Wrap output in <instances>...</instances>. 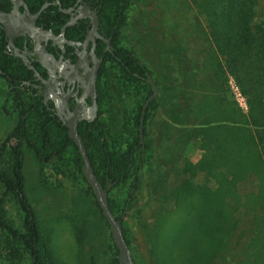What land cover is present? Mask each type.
Wrapping results in <instances>:
<instances>
[{
	"label": "rangeland",
	"instance_id": "rangeland-1",
	"mask_svg": "<svg viewBox=\"0 0 264 264\" xmlns=\"http://www.w3.org/2000/svg\"><path fill=\"white\" fill-rule=\"evenodd\" d=\"M131 1L119 43L150 68L160 98L150 128L155 151L141 163L142 185L127 226L136 260L264 264V140L244 124L257 121L264 133V101H258L245 74L233 73L217 51L213 9L200 11L193 0ZM255 22H264V0L256 4ZM103 88L101 116L108 143L118 150L126 145L143 97L113 63ZM22 98L26 109L31 101L25 93ZM20 118L8 82L0 77V145ZM29 123L35 136L36 114ZM51 132L55 139L62 135L54 127ZM23 150L26 194L54 259L59 264H109L114 252L110 226L72 154L44 164L26 143ZM92 152L100 165L97 144ZM0 166L10 170L9 152ZM134 175L110 193L117 214L125 207ZM5 201L7 218L20 226L16 197L8 194ZM7 251L0 232V264H6Z\"/></svg>",
	"mask_w": 264,
	"mask_h": 264
},
{
	"label": "trees",
	"instance_id": "trees-1",
	"mask_svg": "<svg viewBox=\"0 0 264 264\" xmlns=\"http://www.w3.org/2000/svg\"><path fill=\"white\" fill-rule=\"evenodd\" d=\"M110 1L105 0L106 4ZM193 2L200 11L208 12L211 9L214 10L212 16L215 19L211 23L212 41L217 47V51L225 57L227 65L233 73L237 76L245 74V78L252 82V89L255 88L258 101L263 102L264 22H255V7L258 0H193ZM113 3V21L116 25L115 37L119 42L118 37L123 21L132 1L114 0ZM3 39V36L0 35V51L3 47ZM115 54L113 64L118 68L121 78L127 84L135 86L139 95L143 97L142 101L138 104L136 113L133 115L134 125L126 141V145L118 150L111 149L107 138L106 123L102 116L98 126L96 128L93 127L91 130V124H86L85 121L80 122L79 131L88 147V153L102 185L107 187L111 183L110 193L123 182L127 181L132 173L135 172L125 207L120 214H117L111 198L110 201L115 214L119 218L122 217L123 213H126L123 220V230L132 255L136 260L132 249V241L128 236L127 226L131 214V206L138 196L142 185L140 175L142 169L141 163L147 160L146 154L150 156L155 151L156 141L151 134L150 128L152 114L160 98L157 96L152 99L145 110L143 147L140 126L144 104L153 92L151 84L146 80L148 74L152 76V73L150 68L132 49L118 44ZM8 86L16 108L20 111L21 118L19 123L4 138L0 145V165L4 153L9 152L11 155L10 170L5 171L0 166V184L3 188V195L0 197V232L5 237L6 248L8 250L6 264H59L54 259L43 239L35 209L26 194L23 145L26 143L34 151L36 157L44 164H51L57 158L71 153L75 168L88 186L99 208L100 205L92 187L84 176L82 171L84 163L82 155L79 152L77 144L69 137L67 128L61 125V122L55 121L48 114L45 105L40 99L25 109V102L20 91L13 88L10 82H8ZM98 92V101L102 107L104 104L103 81L99 85ZM34 114L37 115L36 134L35 136H31L29 119ZM52 124H58L62 127L60 130L62 135L58 139L52 136ZM244 124L256 129V132L261 136V140H264V133L260 130L261 126L257 121ZM93 144H97L98 149L101 151L102 161L100 165H97L94 159L92 152ZM8 194H13L16 197L21 208L22 221L20 226L8 219L5 214V198ZM113 248L114 252L109 264H120L118 258L119 250L115 244H113ZM136 262L140 264L137 260Z\"/></svg>",
	"mask_w": 264,
	"mask_h": 264
},
{
	"label": "flooded vegetation",
	"instance_id": "flooded-vegetation-1",
	"mask_svg": "<svg viewBox=\"0 0 264 264\" xmlns=\"http://www.w3.org/2000/svg\"><path fill=\"white\" fill-rule=\"evenodd\" d=\"M111 2L0 0V9L5 13L19 10L6 24L13 43L7 36L5 24L0 23V35L4 38L0 51V66L4 72L0 77L18 89L21 96L27 94L31 104L42 100L48 114L67 130L66 123L77 109L92 117L86 107L92 106L93 98L85 94V88L96 74L99 89L106 68L116 56L120 43L115 37ZM101 109L100 106L98 116L92 120L84 118L80 122L91 124L90 130L96 128ZM51 127L62 129L58 124Z\"/></svg>",
	"mask_w": 264,
	"mask_h": 264
},
{
	"label": "water",
	"instance_id": "water-1",
	"mask_svg": "<svg viewBox=\"0 0 264 264\" xmlns=\"http://www.w3.org/2000/svg\"><path fill=\"white\" fill-rule=\"evenodd\" d=\"M40 12L41 11L37 12L35 14V17H37L40 14ZM18 13H19V10L17 8L15 11H12L10 13H5L4 11L0 9V23H2L3 25L5 24L4 27L7 30V36L11 37L12 43H13V35L12 33L8 31L9 27L6 24H7L8 18L12 19V17H14ZM97 19L98 17H96L95 19L96 24H98ZM15 27H19V25H15ZM49 33H51V31ZM3 72L4 70L0 68V73H3ZM146 80L151 84L153 92L146 100L144 104V110L142 112V121H141L140 130H141V143L143 144V147H144L143 125H144V119H145V110L147 106L149 105L150 101L158 96V91H159V87L157 83L155 82V80L150 74H148V76L146 77ZM85 90H86L85 94L91 95L93 98L92 106L86 107V111H88L92 115V117L85 115L82 109H77L76 111L71 113L70 122L66 123V125L68 126V134H69V137L72 138L74 142L77 144L79 152L82 155L83 162H84L82 166V171L88 183L93 189V192L97 198V201L100 205L103 215L106 217L109 223L113 242L119 250L118 258H119L120 264H138L132 255V251L127 242V239L125 237L124 230H123V220L126 216V213H123L122 217L120 218L115 214L111 206V201H110L111 183L108 184L107 187H104L102 185L97 173L95 172V167L88 153V147L85 143V140L82 134L79 131L80 120L84 118L85 119L90 118L92 120L94 117L98 116V113H99L100 104L97 98L99 93H98V88H97L96 74L91 77Z\"/></svg>",
	"mask_w": 264,
	"mask_h": 264
}]
</instances>
